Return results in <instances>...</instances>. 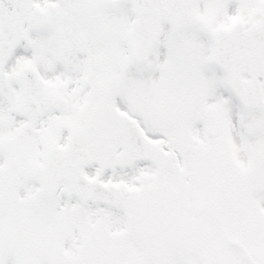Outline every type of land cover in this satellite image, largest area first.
Returning a JSON list of instances; mask_svg holds the SVG:
<instances>
[{
	"label": "snow or ice",
	"instance_id": "6c2138e0",
	"mask_svg": "<svg viewBox=\"0 0 264 264\" xmlns=\"http://www.w3.org/2000/svg\"><path fill=\"white\" fill-rule=\"evenodd\" d=\"M0 264H264V0H0Z\"/></svg>",
	"mask_w": 264,
	"mask_h": 264
}]
</instances>
